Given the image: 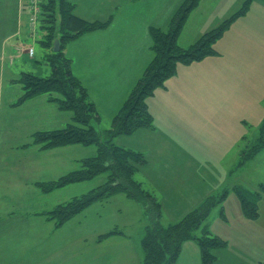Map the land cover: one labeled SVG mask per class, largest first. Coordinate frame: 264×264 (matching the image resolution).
I'll list each match as a JSON object with an SVG mask.
<instances>
[{
	"label": "rangeland",
	"instance_id": "rangeland-1",
	"mask_svg": "<svg viewBox=\"0 0 264 264\" xmlns=\"http://www.w3.org/2000/svg\"><path fill=\"white\" fill-rule=\"evenodd\" d=\"M40 1L43 2V0ZM118 1L111 0L114 10L108 8L105 12L111 15H92L89 10L81 12L84 15L86 13L89 18H92L91 21L105 22L110 17L115 16L112 23V25H115L113 37L120 38L118 34L120 27L122 26L123 31L127 28H134L131 26L134 24L135 19H132L136 16H139V23L142 26L150 24L156 28L164 26L165 30L168 29L172 18L185 0L183 2L178 1L177 10H174L173 7H170L168 10L159 8V4L166 2V0H155L157 2L156 6H152L150 9H146L145 7V4L149 0H132V2L139 1L140 5L135 7L137 11L133 14H125L124 9L122 10L117 5ZM24 2L27 3L28 0H24ZM77 2L85 9L86 4L83 0H77ZM87 2L89 0H86ZM228 2L229 0H226L225 4ZM5 3L0 1V56L3 49L11 48L12 46L14 49L6 51L4 60L6 61L7 58L13 57L15 65L12 68L11 66H3L1 68L2 60L0 57V90L3 91L4 103L7 98H19L23 94L21 85L15 83L19 77L17 74L31 73L38 78H48L52 73L45 58L46 50L40 44L42 35L39 31L35 41L23 39L19 42L16 39V41L11 39L10 42H6L4 40V34L9 32V23H13L17 15L15 6L10 4L6 7ZM230 4L231 1L225 7L223 6L224 8L220 7L218 9L219 12L221 11L219 16L213 15L215 21L212 22V26L223 19L229 18L240 6V3ZM128 6L129 4H127V8ZM25 9L26 12L29 10L26 4ZM97 12L100 13L103 10ZM167 16L169 22L166 27L165 20ZM207 16L205 18L206 24L204 23L200 28L197 27L195 34H193L192 27L185 28L179 41L180 45L182 44L184 48L190 47L198 41L199 35L201 36V34L212 28L209 27V15ZM116 17L119 18L115 19ZM24 19L25 16L23 17V23ZM24 27L26 28V21ZM145 28L147 27L145 26ZM24 37L25 34L22 35V38ZM147 37L150 42L149 48H151L152 41L149 34H147L146 39ZM188 39H191L192 42H189ZM94 41L96 40H84L83 44H73L77 45L73 46L77 48H75L76 59L72 61L74 68H79L80 72L76 71V73L80 76L84 86L89 89V100L95 104L101 118V123L94 126L98 131L103 132L111 129L114 117L123 106L137 81L142 77L146 67L153 58V54L151 49H145L142 43L137 48L138 53H136V49L133 50L134 53L130 60L116 54L114 58H111L115 61L98 63L96 59V63H94L93 59L86 58V49L84 48V45L88 47ZM16 47H18L17 51L15 50ZM31 48L34 49L33 58H29L27 53L22 54V51L27 52ZM21 54L24 56L19 58ZM118 59L120 60L119 62H117ZM4 64L6 65V63ZM98 70L100 76L98 75ZM238 84H245V88L252 87L255 89L253 97H248L244 94L240 95L238 103L235 106L237 114L241 117L251 118L255 114L252 112L253 108L248 109L245 106H257L256 103L259 99L258 92L262 86L264 89V82L258 87V84H255L254 80L250 78H236L234 76V85L238 86ZM245 88L240 90V92L244 91ZM54 97L59 96L54 95ZM47 99L48 95H43L24 106H3V109L0 110V200L14 199L11 192L17 188V181L20 175V169L12 162L11 148L30 142L27 136L33 130L40 132L56 131L64 129L73 123V115L71 113L58 110L57 106L53 103L48 102L44 104L42 101ZM204 101H208L207 98L201 97L193 101V109L188 111L189 119L186 121L189 126L186 125L184 128H178L187 140L186 143L182 144L181 148L184 150V153L178 154L174 163L166 165L168 164V158H171L172 155H170L169 151L163 149L166 154L165 163H159L157 167L158 169H166L169 172L180 171V180L171 178L174 182L169 181V183H174V185L176 184L180 188L178 191L181 196L171 194L170 197L172 199L167 202V206L176 208V203L179 206H188L185 211L181 207L183 212H188L190 206L199 204L200 200L205 197V194H208L207 196L210 198L214 196L212 194H219V192L222 195V192L226 189L229 194L223 202V207L218 206L212 211L208 223L212 235L217 236L215 234L220 233L227 237V235L232 236L236 232V229L221 222L223 220L221 217L222 209L226 208V211L231 215H237L240 211L242 213L241 202L233 191L234 187L241 186L251 192H256L260 190L261 185H264V150L260 151L252 159L247 160L239 168L243 155L239 154V163H233L237 158H235V153L232 151V146L233 144H238L239 148H242V151L250 149L259 139L260 129L263 124L257 125V119L251 121L250 124L245 123L246 126H242L244 137L237 141L235 140V132H233L231 124H229L231 126L216 127L214 123H206V119L199 117L198 108L206 107V105L202 104ZM221 113L227 117L230 115L226 110H223ZM217 116L220 115L209 113L208 116L204 117L215 123L216 121L220 123V118ZM157 126L162 131L164 122L157 121ZM154 129L156 130L155 127L152 130ZM131 136L132 138L125 139L133 140L125 142L124 145L140 148V136L137 138H133L135 134ZM96 153V147H84L80 145L53 149V173H46V169L43 168L47 163V160L44 158H48L49 156H40V167L43 173L37 172L31 178L36 181L45 179V182H47L51 178L49 176H53V181H57L63 176L79 170L81 164L79 162L93 158ZM1 157L6 159V165L2 162ZM26 160L34 162L36 159H28L27 157ZM231 165H236L234 173H230ZM187 170L191 171L185 174ZM228 172L229 175H227ZM219 177L220 179L217 183ZM134 180L140 181L142 184L144 182L143 188L153 192L154 189L149 187L142 172L137 173ZM107 182L108 175H101L92 181L54 190L49 195L42 194L36 187L32 186L31 189L37 190L30 189L25 192L24 196H22L23 192L19 191L20 197L23 198H20V202H18L20 204L22 202L27 206L29 203L34 204L38 213L49 212L60 205H65L74 198L81 197L98 187L104 186ZM174 185H168L166 187L167 191H172ZM221 188L223 189L220 191ZM154 192L159 201H161V195L157 191ZM260 205L262 214H264V197ZM161 222L162 225L167 226L170 219L163 217ZM49 223L40 228L41 238L40 240H36V243H39L40 252L48 258L41 259L39 262L36 261L35 264H143L144 252L141 243L145 234V227L149 224V218L145 215L143 205L127 198L125 194H118L106 202L93 204L85 212L74 217L60 228H56L55 226L57 220ZM115 230L123 232L124 236H112L103 241H98L99 237L108 235ZM111 238L114 239L107 240ZM224 249L222 250L224 251ZM222 250L215 251V255L219 252L220 256L223 252ZM198 255L199 261L197 260L196 264H202L199 249ZM30 259L26 258V260ZM224 260V257L219 258L217 262H219L218 264H226L228 259ZM32 263L34 261L25 264ZM4 264H7V261H4ZM9 264L12 263L9 262ZM249 264L253 263L249 262Z\"/></svg>",
	"mask_w": 264,
	"mask_h": 264
},
{
	"label": "crops",
	"instance_id": "crops-1",
	"mask_svg": "<svg viewBox=\"0 0 264 264\" xmlns=\"http://www.w3.org/2000/svg\"><path fill=\"white\" fill-rule=\"evenodd\" d=\"M0 1L6 2L4 4L6 7L10 4H13L17 9L16 18L13 23H9V32L4 34V40L6 42H10L11 39H16L21 42L23 40L22 35H26V28L24 25L29 12V10L26 12L24 5L26 4L28 9L29 6L26 2H24V0ZM69 1L76 5L77 8L75 14L77 17L89 21H91L92 18H89L86 13L85 16L81 11L85 12V10H89L92 15H111L105 12L108 10V8L114 10L113 6L111 5V0H89L87 3L86 0H83L86 4L85 9H83L77 0ZM178 1L183 2L184 0H166V2L159 4V8L162 10H168L170 7H173L174 10H177ZM225 1L226 0H202L199 7L190 15L185 28L192 27L193 34H195L197 27L200 28L205 23V18L208 17L207 15H209V27L212 28L201 34V36H203L236 14L246 2V0H229V2L231 1L230 5L240 3L239 8L233 12L229 18L223 19L221 22H217L214 26H212V22L215 21L213 15L219 16L221 11L219 12L218 9L228 5L229 2L225 4ZM127 4H129L128 8ZM156 4L157 2H155V0H149V2L145 4V7L146 9H150L152 6H156ZM117 5L120 6L122 10L124 9L125 14H133L135 11H137L135 7L140 6L139 1L132 2V0H119ZM100 10H103L104 13L97 12ZM24 16L25 21L23 23ZM118 18L119 17H116L115 19ZM132 20H134V24L131 27L134 28H127L123 31L122 26L120 27L118 33L120 38L113 37L115 25H112V27L110 26V28L105 32L84 36L70 44L67 46L65 54L72 60L76 59L75 48L77 47L73 46L77 45L73 44H83L82 42H84V40H96L94 43H90L88 47L84 45L87 59H93L94 63H96L97 59L98 63H103L105 61H115L111 58H114V56L117 54L124 57L125 59L130 60L132 54L134 53L133 50L136 49V53H138L137 48L142 43L145 46V49H150V42L148 37L146 39V36L148 34V28L151 27V25L148 24L142 26L139 23V16H136ZM168 22L169 18L167 16L165 20L166 27ZM145 26L147 28H145ZM160 28L165 30L164 26ZM201 36L199 35V38ZM125 38L126 40H124ZM188 41L192 42L191 39H188ZM181 46L183 47L182 44ZM17 48L18 47L15 48L16 51ZM8 49L13 50L14 48L11 46V48L3 49L1 51V68H3V66H11L12 68L15 65L13 57H6L7 60H4L5 53ZM215 49L218 53L217 57L208 58L201 63H196L191 66H180L178 68L177 75L170 79L164 88L159 89L155 95L148 100L147 104L149 112L153 117L154 127L156 130H140L135 133V137L133 138L140 136V148H133L124 145L125 142H130L133 140L125 138H132V136H120L114 140V144L118 147L140 152L144 154L145 157L148 155L146 158V166L139 169L138 173L142 172L144 178L149 184V187L154 189L151 193L156 196L154 191H157L161 195L162 200L159 202L162 204L163 217L170 219L168 224L180 221L187 213L199 207L206 200V198H208V194H205V197L200 200L199 204L189 207L190 210L188 212H183L181 210V207L184 209V211L186 210L188 206L185 205L179 206L176 203V208L168 207L167 202L172 199L170 197L171 194H177L178 196H181L180 192L178 191L180 188H178L176 184L174 185V183H169V181H173L171 178L180 180V171L177 170L169 172L166 169H158L157 167L159 163H165L164 160L166 159V154L164 150L169 151L170 155H172L171 158H168V164L166 165H171L176 161L178 154L184 153V150L181 148L182 144L186 143L187 140L180 133L178 128H184L186 125L189 126L188 122L186 121L189 119L188 111L193 109L194 100H197L201 97L207 98L208 101L202 102V104L206 105V107L198 108V112L200 113L199 117L206 119V123H214L216 127H222L231 124L232 126H229H231L233 132H235V140L237 141L238 139L241 140L244 137L242 126H246L245 123L250 124L251 121L257 119V125H263L260 129L259 139L253 146L257 145L260 141L261 131L264 126L263 86L258 92L259 99L256 103L257 106H245L248 109L253 108L252 112L255 114L251 118L241 117L236 113L235 107L238 103V97L242 94L248 97H253L252 95L255 89L252 87L245 88V84H238V86L234 85V76L236 78H250L254 80L255 84H258V87L264 82V0H253L247 15L240 18L232 25L229 31H227L225 35L216 43ZM119 61L120 60L118 59L117 62ZM4 63H6V65ZM72 70L74 75L79 78V80H81L80 76L76 73V71L78 73L80 72L79 68H74L73 65ZM98 75L100 76L99 70ZM244 88L245 90L240 92V90ZM87 90L90 95L88 88ZM18 99L19 98L16 97L7 98L6 102L4 103L3 91L0 90V110L3 109V106L14 107L13 105ZM35 99L30 100L25 104L32 102ZM42 102L47 104L48 99L45 101L43 100ZM223 110L228 111L230 115L228 117L223 115V113H221ZM209 113H216L220 115L217 116L220 118V123L216 121V124L215 122L204 117L208 116ZM157 121L164 122V128L162 131L157 126ZM37 131L38 130H33L31 134L27 136L30 142V137ZM30 142L11 148L12 162L20 169V175L17 181V188L15 191L11 192L13 193L14 199L0 200V262H2V264H4V261H7V264H9V262L12 264H25L27 262L34 261L32 264H35L36 261L39 262L41 259L48 258L40 252L39 243H36V240H40L41 238L40 228L46 226V224L51 221H49L46 216H42L43 213L47 212H36V207L34 204L29 203L28 206L22 202L20 204V198L23 197H20L19 191L23 192L22 196H24L25 192L30 190L32 186L35 187L36 183L45 182V179L36 181L31 178V176L35 175L37 172L43 173L40 167V156H49L48 158H44L47 160V163L43 168L46 169V173H53V150L43 152L40 151L38 147H30L27 150L23 149V146L29 144ZM232 149V151L235 153V158H237L236 161H233V163L235 162L236 164L239 163V154L241 153L242 156L244 154L243 152L248 153L250 150L248 149L246 151H242V148H239L238 144H233ZM27 157L28 159L35 158L36 160L34 162H28L26 160ZM1 159L6 165V159L4 157H1ZM244 164L245 163H240L239 168ZM235 167L236 165H231L230 173H234ZM189 171L191 170L185 171V174L190 173ZM227 175H229V172ZM49 177L51 178H49V181L47 182L53 181V176ZM219 179L220 177L218 178L217 183ZM168 185H174L173 190L170 192H168L166 189ZM222 189L223 188H221L220 191ZM243 189L249 191L246 188ZM212 195L219 197L221 194L219 192V194ZM263 197L258 202L260 216L254 221L244 218L241 211L239 214L237 213V215H231L226 211V208L222 209L226 220H221V222L227 224L229 227L235 228L236 232H234L232 236L227 235V237L220 233L215 234L228 243L224 251L222 250L223 252L220 256L218 254L219 252L217 253L218 260L219 258L224 257L225 260L228 259L226 264H249V262L253 264H261L264 262V214H262V208L260 205ZM157 199L159 200L158 197ZM222 207L223 204L221 205V208ZM21 208L23 209L21 210ZM112 239L114 238L107 240ZM196 246L197 245L193 242L184 243L181 250V256L177 264H196L197 260L199 261V247ZM25 257L31 259L26 260ZM218 263L219 262H217V264Z\"/></svg>",
	"mask_w": 264,
	"mask_h": 264
},
{
	"label": "trees",
	"instance_id": "trees-1",
	"mask_svg": "<svg viewBox=\"0 0 264 264\" xmlns=\"http://www.w3.org/2000/svg\"><path fill=\"white\" fill-rule=\"evenodd\" d=\"M201 1L185 0L172 18L167 30L149 27L148 34L152 41L150 49L153 58L114 117L111 129L103 132L98 131L94 126L101 123V118L95 104L89 100L87 88L74 75L73 61L67 57L65 50L67 46L84 36L107 31L115 16L105 22L88 21L76 16L77 7L69 0L41 2L42 10L38 27L34 34L27 32L23 39L35 41L38 31L41 33L40 44L46 50L45 58L52 73L48 78L21 73L15 83L21 85L23 94L13 106L21 107L30 100L48 95L49 103L55 104L58 110L73 115V123L61 130L35 132L30 137L31 142L24 145L23 149L38 147L40 151L47 152L80 145L96 147L97 153L93 158L81 161L79 170L57 181L36 183L35 187L42 194L49 195L54 190L92 181L101 175H108V182L104 186L42 214L49 221L57 220L56 228L62 227L97 202H106L115 195L125 194L127 198L142 204L145 215L149 218L141 243L144 252L143 264H177L186 242H193L199 247L202 264H215L218 260L215 251L227 247L228 243L224 239L212 235L208 223L212 211L221 206L228 197L227 190L220 197L213 196L206 199L180 221L164 226L161 222L163 218L161 203L153 193L145 190L140 182L134 180L139 169L147 164L144 154L114 144L117 137H129L140 130L154 128L148 100L177 75L179 66H191L208 58L217 57L216 43L237 20L247 15L253 2V0H246L236 14L201 36L195 44L184 48L179 44L181 34L190 15L199 7ZM55 40L60 43L58 53L53 52ZM22 54L19 58L24 56ZM262 150H264V126L259 143L248 153L243 152L240 163L243 164L252 159ZM233 191L241 202L244 218L251 221L257 220L260 216L258 202L264 196V185H261L257 192L247 191L240 186L234 187ZM221 217L226 220L223 211H221ZM112 236H124V234L115 230L99 237L98 241Z\"/></svg>",
	"mask_w": 264,
	"mask_h": 264
},
{
	"label": "built area",
	"instance_id": "built-area-1",
	"mask_svg": "<svg viewBox=\"0 0 264 264\" xmlns=\"http://www.w3.org/2000/svg\"><path fill=\"white\" fill-rule=\"evenodd\" d=\"M29 6L31 8V13L28 18L27 27H28V33L32 35L35 33L37 29L39 16L41 14L42 9L40 6V0H30ZM33 53H34L33 49L28 50V54L30 57L33 56Z\"/></svg>",
	"mask_w": 264,
	"mask_h": 264
},
{
	"label": "water",
	"instance_id": "water-1",
	"mask_svg": "<svg viewBox=\"0 0 264 264\" xmlns=\"http://www.w3.org/2000/svg\"><path fill=\"white\" fill-rule=\"evenodd\" d=\"M60 51V43L58 40H55L53 44V52L58 53Z\"/></svg>",
	"mask_w": 264,
	"mask_h": 264
}]
</instances>
